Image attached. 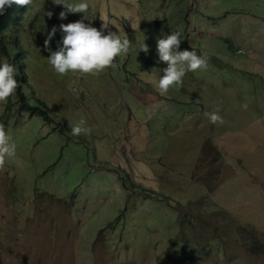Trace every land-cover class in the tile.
<instances>
[{"label":"rangeland","instance_id":"374dc122","mask_svg":"<svg viewBox=\"0 0 264 264\" xmlns=\"http://www.w3.org/2000/svg\"><path fill=\"white\" fill-rule=\"evenodd\" d=\"M193 1L202 5L192 31L221 32L201 45L225 63L210 58L163 96L158 77L167 65L156 30H175L191 0H91L86 13L65 20L39 0L25 15L26 107L18 88L0 102V124L16 123L9 136L19 150L12 168L0 170L2 264H264V0ZM129 5L123 24L110 26L103 13ZM83 15L102 31L135 32L113 72L81 81L51 68L44 41L56 26L50 47L57 50L59 25ZM181 39L188 50L196 44L189 31ZM29 108L40 109L32 116ZM216 110L223 124L204 115ZM81 119L91 131L74 137L71 126Z\"/></svg>","mask_w":264,"mask_h":264},{"label":"clouds","instance_id":"9594fccd","mask_svg":"<svg viewBox=\"0 0 264 264\" xmlns=\"http://www.w3.org/2000/svg\"><path fill=\"white\" fill-rule=\"evenodd\" d=\"M38 1L39 0H0L1 22L9 14L17 13V20L12 25H10L12 28L6 29L5 33L0 37V40L2 39L6 46V50L4 51L0 45V102H6L7 99L11 97L18 88V94L22 103L21 108L26 107V97L23 95V85L27 84L29 80L27 76L29 66L27 62V67L23 66L20 70H17L14 64L20 65L22 60H27V57L19 45V38L23 34L21 25L24 24L23 18L25 15H27L31 9L37 5ZM47 1L48 8L50 7V9L54 11V14H59V19L61 20L67 19V15L69 13H86L89 10L91 4V0ZM132 2H134V0H132ZM128 3L130 4V2ZM189 3L192 6L191 13H189L186 19H182L181 21L176 18L178 26H176L175 30L169 29L166 33L160 34L158 30H156V33L158 34H156L157 54L159 60L167 65V67L162 69L163 75L158 77V91L162 96L167 95V92L171 87H181L183 85L182 78L185 76L186 71L196 72L198 69H207L208 60L210 58H213L220 64L225 63V60H221V58L224 56L222 53L213 52V48L201 45V42L205 39V37L219 39L221 32L215 30V33L210 32L208 34L204 29L192 31V28L196 27L198 23L196 19H194L193 13L195 11L199 12V6L202 5V3L200 1V3L196 4L193 0H191ZM133 8L134 5H129L123 13L119 11L117 15H114L112 12H104L103 15L106 18H109L108 23L110 26L112 25V20L116 21V23L119 25L123 24V21L120 18L122 17L125 21V17L123 15L130 13ZM234 10L235 9L231 10L230 12H234ZM52 15V12L47 13L49 18H51ZM37 16L38 12L33 19L34 22H36ZM201 17L202 19L207 20L211 25L216 26V19H213V16L202 14ZM86 19L87 17L83 15L81 20L67 24L62 23L59 25V31L62 33V36L60 41H58L57 50L52 51L50 47V42L58 30L56 26L52 27L44 41V48L49 52L47 59L51 68L59 75H66L68 73L71 74V78H77L81 81L85 80L86 74L97 75L104 71L113 72L115 70L113 65H117L116 62L120 61L118 56L126 55L130 50L131 44L133 45L132 35L135 32V30L130 27L127 29L130 33H128L123 27L126 30V33L122 34V36L114 32L115 28L110 27L109 31H102L101 29L91 26V24H86L84 22ZM219 21L220 25L225 22L220 18ZM157 24L161 23L157 22ZM182 24L186 25V31H189L193 35L194 41H196V44L189 45V50L184 44H181V36H183L184 32H186L180 29ZM107 28L108 24L104 23L102 25V29ZM198 32H200V35L197 34ZM250 43L251 48L254 43ZM181 45H183L186 49L180 50ZM230 46L232 49H234V54L247 55V50L244 47H235L234 45ZM208 49H210V53H205L204 50ZM142 51L145 53L149 51L146 44ZM15 59H17L16 63H14ZM88 82L89 81H85V89L88 86ZM105 83H110V81ZM116 85L118 84L116 83ZM73 89L76 90L75 86ZM40 103L45 108L44 111L46 114L39 113L42 116H45V122L47 124L50 125L52 122L54 124V121H51V116L49 115V110L47 109L46 104L43 102ZM244 107H246V105ZM29 109L32 110L31 115L34 116L37 114V111H39L40 108ZM20 114H23L22 111ZM204 115L212 124H223V118L218 114V110L213 112H205ZM85 123L86 122L81 119L79 122L72 125L71 135L74 137H79L81 134H87L90 132L91 129L85 127ZM15 125L16 123L13 124L10 129H8L5 123L0 124V170L4 169L5 167H11L9 163L10 160L15 158V156L19 157V150L16 148L17 143L15 144L13 139H11L9 136V132L13 131ZM124 187L128 192L131 193V188L126 183V181L124 182ZM45 196L54 197L52 194H42V198ZM54 198L58 200L56 197ZM145 199L148 201L147 198ZM73 214L74 213H72V215ZM110 225L113 224L111 223L107 227L112 228L113 226L111 227ZM0 264H2L1 247Z\"/></svg>","mask_w":264,"mask_h":264},{"label":"trees","instance_id":"16d2710c","mask_svg":"<svg viewBox=\"0 0 264 264\" xmlns=\"http://www.w3.org/2000/svg\"><path fill=\"white\" fill-rule=\"evenodd\" d=\"M16 20H17V13H13V14H9L6 18H4L2 20V22L0 21V37L5 33L6 29H11L12 28L10 25H12ZM0 45H1L2 49L5 51L6 50V46L3 43L2 39L0 40ZM16 62H17V59L14 60V63H16ZM14 66H15V68L17 70H20L21 67H23V66L27 67V60L26 61L22 60V63L20 65L14 64ZM21 74H22V72H21ZM40 113L46 114V112L44 110H42ZM184 251L186 252L187 249L184 248ZM187 258H188L189 262H194L195 261L193 257H190V255Z\"/></svg>","mask_w":264,"mask_h":264}]
</instances>
